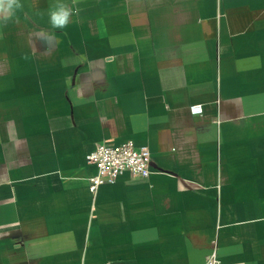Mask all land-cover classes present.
Segmentation results:
<instances>
[{
	"label": "crops",
	"instance_id": "crops-1",
	"mask_svg": "<svg viewBox=\"0 0 264 264\" xmlns=\"http://www.w3.org/2000/svg\"><path fill=\"white\" fill-rule=\"evenodd\" d=\"M19 3L0 20V264H264V0ZM127 140L149 175L91 193L86 155Z\"/></svg>",
	"mask_w": 264,
	"mask_h": 264
},
{
	"label": "built area",
	"instance_id": "built-area-1",
	"mask_svg": "<svg viewBox=\"0 0 264 264\" xmlns=\"http://www.w3.org/2000/svg\"><path fill=\"white\" fill-rule=\"evenodd\" d=\"M188 109L192 115L202 113L200 104H191ZM149 162L148 148L137 146L132 140L114 145L97 144L86 155V163L95 168V173L88 180V189L94 193L99 186L113 184L125 173L132 177L146 178L149 175ZM204 264L228 263L220 262L213 249L205 256Z\"/></svg>",
	"mask_w": 264,
	"mask_h": 264
},
{
	"label": "clouds",
	"instance_id": "clouds-1",
	"mask_svg": "<svg viewBox=\"0 0 264 264\" xmlns=\"http://www.w3.org/2000/svg\"><path fill=\"white\" fill-rule=\"evenodd\" d=\"M20 7L19 0H0V20L7 21L13 15L14 9ZM70 15V9L65 4L58 3L55 10L50 12V23L54 28H63L68 23Z\"/></svg>",
	"mask_w": 264,
	"mask_h": 264
}]
</instances>
